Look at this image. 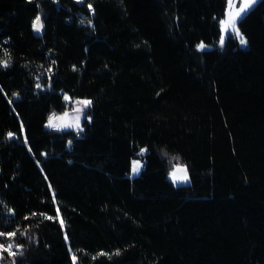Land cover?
Masks as SVG:
<instances>
[{"label": "trees", "instance_id": "1", "mask_svg": "<svg viewBox=\"0 0 264 264\" xmlns=\"http://www.w3.org/2000/svg\"><path fill=\"white\" fill-rule=\"evenodd\" d=\"M226 6L0 0V264H264V0L245 48Z\"/></svg>", "mask_w": 264, "mask_h": 264}, {"label": "rangeland", "instance_id": "2", "mask_svg": "<svg viewBox=\"0 0 264 264\" xmlns=\"http://www.w3.org/2000/svg\"><path fill=\"white\" fill-rule=\"evenodd\" d=\"M259 0H255L254 3L251 4V6L249 8L246 9V11L244 12H241L239 16L236 17L235 19V29L239 31L238 29V21L239 19L244 15L246 14ZM246 0H232V8H231V12L234 14L237 10H239L240 6L242 3H245ZM229 0H227V6H226V10H225V13H224V16L221 20H227L228 19V15H229ZM220 20V21H221ZM220 29H221V36H220V39L218 41V45L221 46L223 45L224 43V40L226 38V36L228 34H230L232 37L236 38L237 41H238V44L241 48H245L247 46V42L244 44V45H241L240 43V36H242V34L240 33V36L237 35V32L235 30H233L231 27L227 28L226 30L224 29V26L221 25L220 23ZM222 37H223V42H221L222 40ZM244 39L245 37L242 36ZM246 41V39H245ZM201 45V44H200ZM204 45V48H210L212 47L211 45H206V44H203ZM40 89H43L44 86H39ZM78 101H84V100H76V101H73L71 103V108L68 109L66 112L64 113H58V114H51L46 123H45V127L46 128H50V129H76V128H79L81 126V122L84 118V114H85V106L83 104H80V103H77ZM77 109H81L82 111L80 112H77ZM65 113H67V115L65 116ZM60 117V119H54L52 120V124L54 126L50 127L48 126L49 125V119L50 117ZM78 125V127H77ZM133 161H138V159H134ZM133 161H132V165H133ZM132 165H131V171H130V176L133 177V176H136L139 174L140 172V169H141V166L139 164V169L138 171H136L135 173L132 171ZM177 168H182V169H185V171H179V172H176V169ZM173 172H176V176L177 177H183L184 175H187L188 179L187 180H183V179H176L174 181L173 177H172V173ZM168 178L172 181V183L174 185H186L190 182V177H189V173H188V169H187V166L184 164V163H181V162H176L175 164H173L170 169L168 170Z\"/></svg>", "mask_w": 264, "mask_h": 264}, {"label": "snow or ice", "instance_id": "3", "mask_svg": "<svg viewBox=\"0 0 264 264\" xmlns=\"http://www.w3.org/2000/svg\"><path fill=\"white\" fill-rule=\"evenodd\" d=\"M254 2H255V0H246L245 3H242V4H241L239 10H237V11L233 14V13L231 12V8H232V0H229V9H230V11H229L228 19H227V20H221V21H220L221 25L224 26V29L226 30L227 28L231 27L233 30H235V31L237 32V35L240 36L239 31L235 29V19H236L237 16L240 15L241 12L246 11V9L249 8V7L251 6V4L254 3ZM40 21H41V17H40L39 15H37L36 18H35V20L33 21V24H32L33 29H34L35 31H37V32L40 31V29H41V27H42ZM221 42H223V37H222ZM240 43H241V45H244V44L246 43L245 39H244L242 36H240ZM198 47L203 48L204 45L201 44V45H199ZM5 66H6V65H5ZM37 86L39 87V85H37ZM65 99H66V100H69L70 98L67 97V96H65ZM77 103L83 104L85 107H87V106H89V105L91 104V101L84 100V101H78ZM80 111H82V110H81V109H77V112H80ZM66 115H67V113H65V116H66ZM54 119H60V117H55V116L50 117V119H49V125H48V126H50V127L54 126V125L52 124V120H54ZM77 127H78V125H77ZM11 135H12V134L9 133V136H11ZM143 151H144V149H141V152H143ZM138 169H139V163H138L137 161H133L132 171L135 173L136 171H138ZM179 171H185V172H186L185 169L177 168V169H176V172H179ZM176 172H173V173H172V177H173L174 181H175L176 179H183V180H187V179H188L187 175H184L183 177H177V176H176ZM57 213L59 214V209H57ZM33 215H35V213H34ZM46 218H50V217H46ZM2 235H5V233L0 232V236H2ZM7 235H8L9 237H11V236L14 235V233H7ZM0 247H2V245H0ZM10 247H11V246H9V248H10ZM5 250H8V249H5ZM72 260H73V264H76V260H77V258H76L75 255L72 257Z\"/></svg>", "mask_w": 264, "mask_h": 264}, {"label": "water", "instance_id": "4", "mask_svg": "<svg viewBox=\"0 0 264 264\" xmlns=\"http://www.w3.org/2000/svg\"><path fill=\"white\" fill-rule=\"evenodd\" d=\"M40 23L42 25V22L41 21H40ZM34 33H35L36 36H39L40 37L42 35V33H43V27H41L40 31H38V32L34 30Z\"/></svg>", "mask_w": 264, "mask_h": 264}]
</instances>
